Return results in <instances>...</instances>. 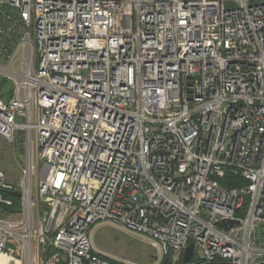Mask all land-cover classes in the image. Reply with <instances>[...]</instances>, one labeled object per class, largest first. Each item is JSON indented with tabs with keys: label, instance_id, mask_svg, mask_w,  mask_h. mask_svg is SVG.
Returning a JSON list of instances; mask_svg holds the SVG:
<instances>
[{
	"label": "built area",
	"instance_id": "1",
	"mask_svg": "<svg viewBox=\"0 0 264 264\" xmlns=\"http://www.w3.org/2000/svg\"><path fill=\"white\" fill-rule=\"evenodd\" d=\"M6 7L0 63L22 48L23 71L0 64V137L29 157L19 183L0 169V264H130L94 248L105 222L149 264H264V0Z\"/></svg>",
	"mask_w": 264,
	"mask_h": 264
},
{
	"label": "rangeland",
	"instance_id": "2",
	"mask_svg": "<svg viewBox=\"0 0 264 264\" xmlns=\"http://www.w3.org/2000/svg\"><path fill=\"white\" fill-rule=\"evenodd\" d=\"M15 59L14 64L8 61L0 64L6 70H15V67H17L19 71H23V65L21 66V60L23 59L22 48L16 53ZM5 87L7 90L10 87V83L7 82ZM1 98L5 100L6 97L2 96ZM25 136V133L17 131L15 133L16 144L14 145L0 137V169L5 172L7 180L13 184L20 182L22 178L21 167L26 166L29 157L26 144L22 142V138L25 140ZM30 158L31 162L36 165L34 145L30 148ZM37 168L35 166V173L38 171ZM35 181L36 177L33 175V188ZM91 239L94 248L99 252L130 264H149L157 253L149 237L136 234L109 222L96 224L92 230Z\"/></svg>",
	"mask_w": 264,
	"mask_h": 264
},
{
	"label": "trees",
	"instance_id": "3",
	"mask_svg": "<svg viewBox=\"0 0 264 264\" xmlns=\"http://www.w3.org/2000/svg\"><path fill=\"white\" fill-rule=\"evenodd\" d=\"M15 11L12 8H0V26L3 24H8L10 22H13V24L15 23ZM15 25V24H14ZM2 37L0 38V44L2 43H7L5 44L7 49H10V46L15 42V35L13 37H9L8 36H4V33H2ZM10 81H7L4 78H0V96H4L7 97V92L10 91L11 88V83H10V87L7 88L5 87V84ZM222 183L226 186H240V185H244L246 184V181L241 179L238 176H229L226 175L223 179H222ZM18 206V199L15 198V207Z\"/></svg>",
	"mask_w": 264,
	"mask_h": 264
},
{
	"label": "water",
	"instance_id": "4",
	"mask_svg": "<svg viewBox=\"0 0 264 264\" xmlns=\"http://www.w3.org/2000/svg\"><path fill=\"white\" fill-rule=\"evenodd\" d=\"M236 223H238L237 220H230V221H227V222H224V221H218V222H216V225H217L218 227L226 228L227 226H230V225H232V224H236ZM191 248H192V245H191V244H189V245L186 247V249H185V251H184L183 261H187V260L189 259L190 254H191Z\"/></svg>",
	"mask_w": 264,
	"mask_h": 264
}]
</instances>
